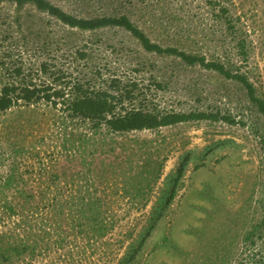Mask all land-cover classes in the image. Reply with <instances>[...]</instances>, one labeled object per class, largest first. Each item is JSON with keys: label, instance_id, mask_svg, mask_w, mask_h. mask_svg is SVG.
Returning a JSON list of instances; mask_svg holds the SVG:
<instances>
[{"label": "rangeland", "instance_id": "rangeland-1", "mask_svg": "<svg viewBox=\"0 0 264 264\" xmlns=\"http://www.w3.org/2000/svg\"><path fill=\"white\" fill-rule=\"evenodd\" d=\"M54 1L66 10L75 6L72 0ZM224 2L247 43L243 70L264 98V0ZM148 5L147 20L158 14L191 42L210 43L211 24L200 0H149ZM73 12L78 15L80 6ZM6 47L0 37V61ZM130 53L133 59L161 62ZM167 79L171 85L157 97L162 108L218 109L245 125L197 121L109 136L82 148L70 137L73 127L43 106L0 118V127L12 120L9 138L0 133V150L11 143L22 146L24 161L38 170L42 159L48 172H58L77 187L107 183V209L116 216L114 229L102 241L88 245L71 235L62 240L63 249L23 264H264V118L247 110L238 85L198 67ZM46 217L50 226L52 217Z\"/></svg>", "mask_w": 264, "mask_h": 264}, {"label": "trees", "instance_id": "trees-1", "mask_svg": "<svg viewBox=\"0 0 264 264\" xmlns=\"http://www.w3.org/2000/svg\"><path fill=\"white\" fill-rule=\"evenodd\" d=\"M148 1L72 0L75 6L66 10L54 0H0V37L7 45L0 61V118L43 106L73 127L70 137L82 148L109 136L197 121L244 126L218 109L185 112L160 106L157 97L171 85L167 76L178 79L194 67L238 85L247 110L264 118V98L243 70L246 40L224 0H200L211 24L209 44L191 42L158 14L147 20ZM77 6L78 15L73 12ZM136 51L161 62L133 59L130 52ZM21 54L31 56L24 62ZM11 121L0 127L8 138ZM23 151L15 143L0 150V169H5L0 176V264H23L58 252L71 235L88 245L105 239L116 225L105 195L111 186L77 187L58 172H48L42 159L37 170L21 158Z\"/></svg>", "mask_w": 264, "mask_h": 264}]
</instances>
